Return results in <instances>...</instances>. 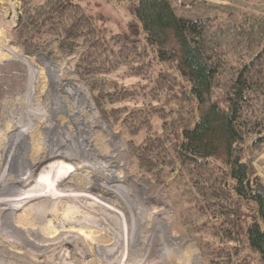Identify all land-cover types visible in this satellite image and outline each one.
Listing matches in <instances>:
<instances>
[{"label": "trees", "instance_id": "obj_1", "mask_svg": "<svg viewBox=\"0 0 264 264\" xmlns=\"http://www.w3.org/2000/svg\"><path fill=\"white\" fill-rule=\"evenodd\" d=\"M111 1L126 31L80 0H19L14 39L34 55L77 53L79 82L121 126L136 173L167 192L202 264H264V8L192 18L175 0ZM65 100L64 123L89 147L114 133L84 87L71 82Z\"/></svg>", "mask_w": 264, "mask_h": 264}, {"label": "rangeland", "instance_id": "obj_2", "mask_svg": "<svg viewBox=\"0 0 264 264\" xmlns=\"http://www.w3.org/2000/svg\"><path fill=\"white\" fill-rule=\"evenodd\" d=\"M80 3L109 33L127 30L130 14L124 4ZM174 4L180 15L192 18L264 8V0ZM20 16L19 0H0V198L22 196L0 205L5 207L0 211V264H202L197 244L176 223L167 192L136 173L121 126L107 124L79 82L77 53L48 57L26 51L12 32ZM10 46L15 55L6 49ZM71 82L84 87L96 115L114 132L95 147L82 142L74 123L63 121L68 118L62 102ZM17 137L22 139L16 144ZM254 163L264 181V151ZM165 200L168 224L158 229L153 211Z\"/></svg>", "mask_w": 264, "mask_h": 264}, {"label": "bare ground", "instance_id": "obj_3", "mask_svg": "<svg viewBox=\"0 0 264 264\" xmlns=\"http://www.w3.org/2000/svg\"><path fill=\"white\" fill-rule=\"evenodd\" d=\"M6 49L7 50H11V49H13V50H11V53L12 54H14V53H16V50L12 47V46H10V47H6ZM15 55V54H14ZM17 55V54H16ZM18 58H21V56L19 55V57ZM56 84H59V82H58V80L56 79V83H55V85ZM15 128V127H14ZM22 137V136H21ZM21 137H17L16 139V144L19 142V139L21 138ZM22 139V138H21ZM17 146V145H16ZM20 149V148H19ZM125 155V152L124 153H121L118 157H117V162L120 160V161H122V159H123V156ZM55 162V161H54ZM111 165H112V163H111ZM119 166H116L115 168L117 169ZM113 170H114V168H113ZM19 195V194H18ZM16 197L18 198V199H16ZM16 197H14V198H12V197H3V198H0V205H2V203H6V204H8V203H10V200L11 199H13V201L15 202V201H18L19 200V198L21 199V197L22 196H16ZM24 197H25V195H24ZM23 199V198H22ZM134 201V200H133ZM128 204H129V206H130V209H135V207H134V205H133V202L132 201H130V200H128ZM159 203H163L159 208L158 207H155L154 208V211H153V216L152 217H155L154 218V225L158 228V229H160L162 226H164V227H166V225L168 224L167 223V220H164V218L165 217H168V212H167V208H168V202L165 200V201H159ZM8 208V207H7ZM5 209V207H1L0 208V211H3ZM137 217H138V215H137ZM157 217V218H156ZM95 219H97V218H95ZM135 219V218H134ZM157 219V221L155 222V220ZM135 225H136V222H135V220H134V227H135ZM135 229V228H134ZM49 237V236H48ZM53 237V236H52ZM58 237V236H57ZM44 240H46V239H44ZM58 241V240H60V237H59V239L58 238H54V241ZM97 254V253H96ZM97 259V258H96ZM99 262V261H98ZM109 264H110V262H108Z\"/></svg>", "mask_w": 264, "mask_h": 264}]
</instances>
